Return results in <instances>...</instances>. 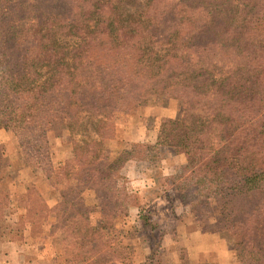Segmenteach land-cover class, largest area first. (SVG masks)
I'll return each instance as SVG.
<instances>
[{"label":"trees","instance_id":"trees-1","mask_svg":"<svg viewBox=\"0 0 264 264\" xmlns=\"http://www.w3.org/2000/svg\"><path fill=\"white\" fill-rule=\"evenodd\" d=\"M23 1L0 0V127L17 122L32 133L47 170L49 126L75 118L73 107L102 110L103 92L108 97L101 101L116 100V107L148 89L176 93L185 115L165 120L158 142L187 157L176 189L184 196L194 192L188 195L193 212L208 207L199 213L203 222L221 216L217 223L234 242L240 264H264V0H150L144 10L126 8L136 0H52L63 12L56 17L44 13L41 4L48 0ZM158 1L164 4L160 13ZM110 8L116 19L112 11L103 13ZM91 27L101 37L87 42ZM58 31L79 39L70 59L56 52ZM155 43L168 47L162 53ZM92 49L91 56L99 49L116 58V98L112 85L86 88L81 82L89 68L111 67L89 59ZM220 60L230 68L217 77ZM43 67L48 71L40 82ZM6 99L18 115H11ZM198 107L203 114L193 111ZM132 158L121 153L116 159V209L128 197L117 189L119 170ZM91 159L97 166L84 169L88 177L109 160ZM252 198L253 205L243 204ZM160 253L152 248L145 264H155Z\"/></svg>","mask_w":264,"mask_h":264},{"label":"rangeland","instance_id":"rangeland-1","mask_svg":"<svg viewBox=\"0 0 264 264\" xmlns=\"http://www.w3.org/2000/svg\"><path fill=\"white\" fill-rule=\"evenodd\" d=\"M55 2L41 4L46 15L63 13ZM149 2L136 0L126 8L144 10ZM163 6L158 1L155 8L160 13ZM110 11L116 19V8L103 13L108 17ZM24 22L28 24V19L21 20ZM91 30L87 42L101 37L93 27ZM55 38L56 52L70 59L78 37L58 31ZM153 46L162 53L168 47L163 43ZM94 52L93 61L111 67L89 68L81 82L86 88L112 85L116 98V58L99 49ZM224 61L214 68L217 77L228 73L230 67ZM40 71L41 82L48 69ZM141 93L142 97L119 102L116 107V100L101 101L108 97L103 92L98 96L102 110L73 107L75 118L49 126L47 149L52 167L47 170V159L39 154L40 144L32 133L17 122L0 127V264H145L152 248L161 252L155 264H240L234 242L217 223L221 216L216 212V219L203 222L199 213L204 216L208 207L202 205L199 212H193L188 195L194 192L184 196L176 189L186 175L182 169L187 164L185 154L158 143L165 120L184 117L182 99L161 89ZM5 105L11 115H18L8 99ZM55 108L49 112L53 114ZM62 111L67 110L55 114ZM193 111L203 114L200 107ZM121 153L133 158L119 170L117 189L128 197L123 196V205L116 209L114 169ZM92 155L109 160L100 166L101 172L92 171L93 177H88L84 169L97 166L95 159L90 160ZM105 175L110 176L102 181ZM255 201L246 199L243 204Z\"/></svg>","mask_w":264,"mask_h":264}]
</instances>
